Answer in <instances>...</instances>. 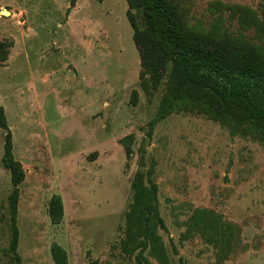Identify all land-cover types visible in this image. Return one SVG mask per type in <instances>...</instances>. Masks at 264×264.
Listing matches in <instances>:
<instances>
[{
	"label": "rangeland",
	"instance_id": "obj_1",
	"mask_svg": "<svg viewBox=\"0 0 264 264\" xmlns=\"http://www.w3.org/2000/svg\"><path fill=\"white\" fill-rule=\"evenodd\" d=\"M169 2L189 40L264 55V0ZM129 8L127 0H0V42L9 46L0 106L24 173L22 264H55V242L68 264H264V120L200 87L156 120L176 83L173 63L152 74ZM133 12L144 24L143 7ZM5 136L0 127L2 205L14 189ZM138 185L155 187V246ZM54 195L64 207L59 224ZM8 236L0 222V264L11 260Z\"/></svg>",
	"mask_w": 264,
	"mask_h": 264
},
{
	"label": "trees",
	"instance_id": "obj_2",
	"mask_svg": "<svg viewBox=\"0 0 264 264\" xmlns=\"http://www.w3.org/2000/svg\"><path fill=\"white\" fill-rule=\"evenodd\" d=\"M130 8L127 12L134 29V39L140 49L142 60L151 69L152 74L160 76L167 61L173 63L176 83L163 97L156 120H160L173 110L178 102L191 97L190 87L205 88L215 96L243 103L257 118L264 120V55L254 47L239 52H227L221 46L206 47L189 40L182 27L177 9L169 0H127ZM143 7L146 21L140 24L133 9ZM9 46L0 42V62L8 55ZM161 77V76H160ZM174 86H179L175 90ZM0 127L6 131L3 163L11 171L14 189L9 194L7 204H0V222L8 229V244L3 249L11 255L7 264H22L18 252L19 228L17 224L19 187L24 173L19 161L14 157L12 133L7 117L0 106ZM136 184V183H135ZM138 193L142 214L145 220V234L155 246L160 241L156 224L150 213L155 212V187L149 189L143 185ZM138 198V196H137ZM7 210L3 216L2 210ZM149 212V213H148ZM50 216L54 224L61 223L64 207L61 196L54 195L50 203ZM51 252L55 264H68L67 250L53 243Z\"/></svg>",
	"mask_w": 264,
	"mask_h": 264
},
{
	"label": "water",
	"instance_id": "obj_3",
	"mask_svg": "<svg viewBox=\"0 0 264 264\" xmlns=\"http://www.w3.org/2000/svg\"><path fill=\"white\" fill-rule=\"evenodd\" d=\"M2 12L6 14V13L8 12V10H7L6 8H4V9L2 10Z\"/></svg>",
	"mask_w": 264,
	"mask_h": 264
},
{
	"label": "bare ground",
	"instance_id": "obj_4",
	"mask_svg": "<svg viewBox=\"0 0 264 264\" xmlns=\"http://www.w3.org/2000/svg\"><path fill=\"white\" fill-rule=\"evenodd\" d=\"M8 13V12H7Z\"/></svg>",
	"mask_w": 264,
	"mask_h": 264
}]
</instances>
